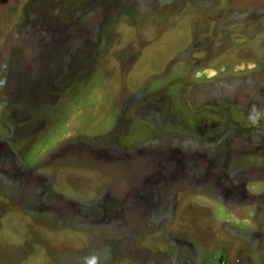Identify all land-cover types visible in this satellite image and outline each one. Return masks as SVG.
<instances>
[{
    "label": "rangeland",
    "instance_id": "1",
    "mask_svg": "<svg viewBox=\"0 0 264 264\" xmlns=\"http://www.w3.org/2000/svg\"><path fill=\"white\" fill-rule=\"evenodd\" d=\"M0 264H264V0H0Z\"/></svg>",
    "mask_w": 264,
    "mask_h": 264
}]
</instances>
